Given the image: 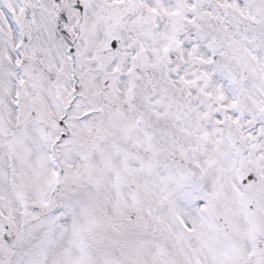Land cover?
Here are the masks:
<instances>
[{
    "label": "snow or ice",
    "instance_id": "6c2138e0",
    "mask_svg": "<svg viewBox=\"0 0 264 264\" xmlns=\"http://www.w3.org/2000/svg\"><path fill=\"white\" fill-rule=\"evenodd\" d=\"M0 264H264V0H0Z\"/></svg>",
    "mask_w": 264,
    "mask_h": 264
}]
</instances>
